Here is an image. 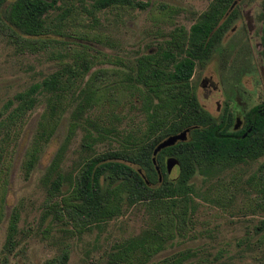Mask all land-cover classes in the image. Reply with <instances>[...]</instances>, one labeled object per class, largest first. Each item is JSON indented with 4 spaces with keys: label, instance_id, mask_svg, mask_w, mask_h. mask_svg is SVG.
Masks as SVG:
<instances>
[{
    "label": "trees",
    "instance_id": "16d2710c",
    "mask_svg": "<svg viewBox=\"0 0 264 264\" xmlns=\"http://www.w3.org/2000/svg\"><path fill=\"white\" fill-rule=\"evenodd\" d=\"M233 1L210 0L189 28L170 30L155 50L140 54L133 66L91 46L90 42L99 37L95 33L84 30L76 34L79 48L73 50V60L17 92L0 110V222L18 140L29 116L41 103L43 109L20 165L24 178L35 169L44 146L70 109L65 143L78 128L88 127L81 144L83 154L73 172L62 169L63 148L45 168L40 178L45 193L42 219L81 234L136 204H144L150 212L151 227L116 243L107 264H185L191 257L189 251L158 261L151 259L169 241L187 236L193 227L196 203L191 179L196 173L210 178L238 164L261 160L256 171L243 181L241 190L237 189L241 177L236 172L229 180L207 187L203 200L226 211L243 191L239 211L264 212V103L246 114L244 129L234 137L227 133L225 119H214L201 106L191 82L196 68L211 59L214 41L230 25L236 10L224 16ZM148 7L162 20L176 13L173 7L151 6L140 0H0V30L19 50L37 53L50 47V35H60L68 22L79 21L78 10L95 19L105 10ZM262 17L264 23V2ZM262 44L264 47V35ZM104 62L115 67L92 70ZM125 107L137 109L141 119L120 128L122 119L117 112ZM250 126L251 131L243 135ZM187 128L191 131L186 141H178L156 155L162 176L159 180L152 161L154 148ZM111 137H115L116 145L95 151V145ZM169 157L179 161L174 180H169L166 171ZM18 220L19 211L14 208L0 264H10L8 256L17 244ZM254 233L257 241L264 243V218L254 226ZM69 253L65 248L43 264H67Z\"/></svg>",
    "mask_w": 264,
    "mask_h": 264
},
{
    "label": "rangeland",
    "instance_id": "374dc122",
    "mask_svg": "<svg viewBox=\"0 0 264 264\" xmlns=\"http://www.w3.org/2000/svg\"><path fill=\"white\" fill-rule=\"evenodd\" d=\"M140 1L149 2L151 6L164 4L175 8L176 13L162 20L154 16L150 7L105 10L97 13L96 18L93 19L84 11L78 10L81 14L79 21L68 22L60 35H50L53 39L50 47L37 53L19 50L0 30V110L17 92L26 90L33 83L41 81L58 69L62 63L71 62L73 50L79 48L75 40L79 32L87 30L95 33L99 37L90 42L91 46L107 54L111 59L120 57L125 64L133 66L140 54L155 50L157 44L167 38L170 30L178 26L188 28L210 2V0ZM247 1L251 4L255 2L260 4V0ZM259 10V7H256L251 13L256 18L253 42L258 35ZM52 14L54 15L55 12ZM239 25L237 24V28ZM236 36V33L230 30L223 38L219 53H216L204 67H197L191 79L199 102L213 115L219 114L216 108L219 105L222 106L227 98L224 85L229 87L232 79L239 83L244 74L242 66L236 64L237 54L229 55L227 49L236 41ZM246 45H248L247 42ZM252 49L255 54V47ZM242 65L246 66V62ZM100 67L113 68L115 65L104 62L96 65L92 70ZM229 67H236L230 80V76L226 75ZM120 68L127 69L123 66ZM210 74L219 84L217 91L200 86L201 80ZM224 81L225 84L222 83ZM243 81L248 87L253 84L252 76L244 77ZM263 87L262 95L254 96L251 100L249 96L247 97L245 109L258 102L264 103ZM240 100L241 97L238 101ZM42 109V103L34 109L18 140L8 179L4 218L0 222V252L6 238L8 219L13 209L18 208L17 244L8 256L10 264H43L65 248L70 252L67 264H107V257L116 243L137 236L151 227L150 212L144 204H136L126 209L121 215L81 234L70 227H62L49 220H43L45 193L40 184V178L60 148H63L61 164L63 171L69 173L75 170L83 154L81 144L88 127L78 128L73 138L65 143V134L70 122V109L53 138L44 146L35 169L28 178H24L20 168L23 153L35 132ZM117 115L122 119L118 125L120 128L128 127L141 119L138 110L129 107L120 109ZM111 145H116L115 137L95 145L94 148L97 152ZM260 162L261 160H254L241 163L233 168L216 172L210 178L196 173L191 179L195 192L193 199L196 203L193 227L187 236L176 237L169 241L165 248L151 260L158 261L180 251H189L191 257L185 261V264H264V243L258 242V235L254 233V226L264 218V212L239 211L238 206L244 198L243 191L237 195L235 205L226 211L203 200L207 187L216 185L218 181L229 180L236 172L241 177L237 189L241 190L243 181L256 171ZM178 173V166H171L169 180L176 179Z\"/></svg>",
    "mask_w": 264,
    "mask_h": 264
},
{
    "label": "flooded vegetation",
    "instance_id": "af4514ba",
    "mask_svg": "<svg viewBox=\"0 0 264 264\" xmlns=\"http://www.w3.org/2000/svg\"><path fill=\"white\" fill-rule=\"evenodd\" d=\"M234 6L231 8L232 3ZM263 2L264 0H260V4L249 3L247 0H234L230 7L228 8L224 18H226L233 10H236L234 15L231 18L230 25L223 31L219 40L214 41L213 45V53L211 59L214 57L216 53H219L222 45V41L224 36L232 30V32L236 33V41L231 43L228 49L229 55L237 54L238 64L240 67L242 66V70H244V74L242 75L239 83L235 82L236 80L232 79L234 74V69L237 67H229L226 75L228 74L229 80H231V85L227 87L224 85L225 94L227 96L226 100L223 102V105L217 106L216 110L219 112L218 115L211 114L204 106H201L214 118L217 120L225 119V125H227V133L232 136H237L246 125V114L261 104V102L255 103L251 105L249 108L247 107V97L251 100L254 96L262 95V87L264 84V53H263V44L262 38L264 35V23H263ZM256 7H259V14L257 16V20L259 21V29L258 35L256 36V41H252L254 38V29L256 25V18L251 14ZM237 24H240L237 28ZM189 28V27H188ZM246 42L248 45H246ZM255 47V54L252 48ZM253 54V55H252ZM210 59V60H211ZM240 62V63H239ZM246 62V66L242 65V63ZM245 67V68H243ZM248 67V68H247ZM252 76L253 84L251 87H248L243 81L244 77ZM228 80V81H229ZM221 81H219L220 83ZM225 84V81L222 82ZM238 83V84H237ZM221 84V83H220ZM200 86L202 88H208L209 90L217 91L219 89V84L214 80L213 75L210 74L208 77L203 78L200 82ZM264 88V87H263ZM196 92V88H195ZM241 97V100L238 99ZM243 98V99H242ZM249 100V102H251ZM199 101V100H198ZM252 129L250 126L243 135L249 133Z\"/></svg>",
    "mask_w": 264,
    "mask_h": 264
},
{
    "label": "water",
    "instance_id": "95a60500",
    "mask_svg": "<svg viewBox=\"0 0 264 264\" xmlns=\"http://www.w3.org/2000/svg\"><path fill=\"white\" fill-rule=\"evenodd\" d=\"M236 3V1L234 3H232L231 8L234 6V4ZM191 131V128H187L177 134H173L170 135L168 137H166L165 139H163L161 142H159L156 147L153 150V157H152V161L153 164L155 166V169L158 173L159 176V180H161L162 176H161V172L159 170V167L156 165V160L155 157L158 154V152H160L162 149L166 148V147H170L175 145L178 141H186L188 138V134ZM178 166L179 168V161L174 158V157H169L166 159V171L169 174L170 168L171 166Z\"/></svg>",
    "mask_w": 264,
    "mask_h": 264
}]
</instances>
